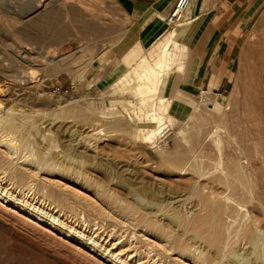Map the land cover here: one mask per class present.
<instances>
[{"label": "rangeland", "instance_id": "1", "mask_svg": "<svg viewBox=\"0 0 264 264\" xmlns=\"http://www.w3.org/2000/svg\"><path fill=\"white\" fill-rule=\"evenodd\" d=\"M95 1L85 6L98 5ZM28 7L24 1L0 0V158L29 175L24 187L0 171V183L32 200L33 207L54 208L114 255L78 242L57 219L49 224L18 217L5 200H0V219L7 226L0 227L58 250L64 264H117L116 257L128 264H264V136L258 116H246L244 109L228 114L227 106L206 99L190 116H180L176 101L161 92L141 105L131 87L132 71L106 103L76 93L99 53L116 40H90L103 29L30 28L28 19L19 17ZM72 35L86 40H65ZM48 55L55 56L54 64L46 61ZM57 88L70 94H53ZM165 106L161 131L151 135L147 121ZM216 127L222 134L219 147ZM184 153L178 168L175 161ZM213 208L222 209L220 246L204 236ZM5 237L0 229V264H51L13 257L17 247Z\"/></svg>", "mask_w": 264, "mask_h": 264}, {"label": "crops", "instance_id": "2", "mask_svg": "<svg viewBox=\"0 0 264 264\" xmlns=\"http://www.w3.org/2000/svg\"><path fill=\"white\" fill-rule=\"evenodd\" d=\"M23 1L29 7L19 17L30 28L103 29L90 40H116L99 53L76 93L106 103L134 68L159 56L162 41L172 35L184 62L163 78L160 92L176 101L175 113L190 116L204 99L217 101L228 114L244 109L246 116L257 115L264 136V0H189L173 27L167 20L178 0H92L99 3L89 7L90 0Z\"/></svg>", "mask_w": 264, "mask_h": 264}, {"label": "bare ground", "instance_id": "3", "mask_svg": "<svg viewBox=\"0 0 264 264\" xmlns=\"http://www.w3.org/2000/svg\"><path fill=\"white\" fill-rule=\"evenodd\" d=\"M70 2V1H69ZM99 3V2H97ZM91 4V3H90ZM38 5V4H37ZM98 10V9H96ZM84 14V13H83ZM67 16V14H66ZM95 17V16H94ZM167 39V38H166ZM178 41V40H177ZM179 42V41H178ZM171 45H173V48H171ZM140 47V46H139ZM141 48V47H140ZM137 53V52H135ZM98 54V53H97ZM131 54V53H130ZM183 50L180 49V47H178L176 45V43L174 42V40H172V35H169L168 40L162 45L161 47V51L159 56L156 57V59L152 62V63H147V62H142L137 68H134L132 70V74L134 76V83L133 86L134 87V93L135 95H138L141 101V105H147L149 103L150 100H152L153 102L156 99V96L158 95V93L160 92L161 89V85L163 83V78L165 77L166 74H168L169 70L171 69L172 64L175 61H179L178 59H181V57L183 58ZM136 55V54H135ZM49 56V55H48ZM47 56L46 61L49 62L50 64H54V57L55 56ZM32 60V59H31ZM30 60V61H31ZM129 62V61H128ZM127 62V63H128ZM183 62V61H182ZM33 63V62H32ZM46 63V62H44ZM125 63V62H123ZM126 63V65H127ZM180 63V61H179ZM179 65V64H178ZM177 65V66H178ZM47 66V65H46ZM181 67V65L179 66ZM182 68V67H181ZM129 78V77H128ZM129 81V80H128ZM131 81V80H130ZM131 83V82H130ZM161 103L163 102L162 99ZM158 109V108H157ZM160 109V108H159ZM216 109L215 104H209L208 105V110H210L211 112H213ZM150 110V109H149ZM167 112V108L165 106V108H162V113L160 111V113H156L154 112L151 116V118L149 119L148 125L152 124V131L150 132L151 135H155L157 136V132L161 131V125H163L164 120H166L165 117V113ZM13 113V112H12ZM201 121V120H200ZM153 124L157 125L153 128ZM145 126L146 127H148ZM151 126V125H150ZM220 127H216V129L213 131V134H216V137L218 138L219 141H217L218 143V147L219 144H221V138H222V134L220 133ZM22 132V131H20ZM150 135V136H151ZM155 137V136H154ZM152 138V137H151ZM26 139V138H25ZM24 140V139H23ZM89 140V139H88ZM91 141V140H90ZM19 142V141H18ZM9 145V144H8ZM13 145V142L12 144ZM11 147V146H9ZM91 147V146H90ZM97 147V146H96ZM96 149V148H95ZM94 149V150H95ZM17 152V151H16ZM187 157V154L185 155V153L179 157L178 159H176L175 161V165L179 168L182 166V164L184 163L185 159ZM246 161V160H244ZM246 164V163H245ZM16 166V165H15ZM15 166L8 162L5 163V161H3L0 158V171L2 172L1 174L6 175L8 181L11 183L12 181L15 182V184L20 185V184H27L29 175L25 174L24 172H22V170H18L15 168ZM28 166V165H27ZM185 166V165H184ZM236 167V166H235ZM249 167V166H248ZM182 169V168H181ZM2 176V175H1ZM6 179V180H7ZM38 179V178H37ZM1 180V178H0ZM30 181V180H29ZM45 181V180H44ZM1 182V181H0ZM31 182V181H30ZM35 182V181H34ZM33 182V183H34ZM6 183V182H5ZM40 185V184H39ZM16 186V185H15ZM24 186V185H23ZM26 186V185H25ZM24 186V187H25ZM30 186V185H27ZM9 187V186H8ZM38 187V186H37ZM12 188V187H11ZM16 188V187H15ZM35 188V187H34ZM41 188V187H40ZM35 190V189H34ZM43 191V190H42ZM50 191V190H46ZM18 192V190H17ZM45 194H48L46 193ZM52 192V191H50ZM54 192V191H53ZM55 193V192H54ZM25 195V194H24ZM55 195V194H54ZM57 195V194H56ZM41 196V195H39ZM49 198V194L47 195ZM44 197V198H47ZM52 196V195H51ZM50 196V199H52V197ZM59 196V194H58ZM56 197V199L58 198L59 200L60 197ZM62 196V195H61ZM35 197V196H34ZM43 196H41L42 198ZM10 198L12 200H10ZM42 198V199H44ZM55 199V198H54ZM66 200V198H64ZM0 200L1 201H6L7 203H11L12 207L10 209V207H7L9 209V211H11L12 213L16 214L18 217L25 219V220H31L32 218L35 219L37 222H47L49 224H52L50 222L51 220L57 219L58 222L60 223V225H62V227H66L68 230L72 231V233L70 232V236L74 237L75 239H77L78 242H82V243H87L88 245H94L97 246V249H100V252L103 253V256H110L112 257L114 254H107L109 252V250L103 246V245H99V242L92 238V236H90V234H85L84 231H80L77 227L73 226L72 224H68L66 223L64 220H62V218H60V216H58V213L54 211V208L51 209L49 206L45 207L44 204L43 206H37V207H33V202L32 200L25 198V197H21L19 194H17L13 189H8L5 188L4 185H2L0 183ZM53 200V199H52ZM42 201V200H41ZM40 202V201H39ZM48 202V199H47ZM52 202V201H51ZM206 203V201H204ZM59 203V201H58ZM64 204V202H62ZM1 204V203H0ZM53 204V203H52ZM71 204V203H70ZM66 205V204H65ZM205 206V205H204ZM208 206V205H207ZM52 207V206H51ZM60 208V206H58ZM5 208V207H4ZM14 208H18L21 209V211L16 212L15 210H12ZM56 208V206H55ZM61 209V208H60ZM214 210L211 211V213L209 212L211 219L210 222L208 223L207 220L205 221V224L207 225V223L209 224L208 230L207 232L204 234L206 240L214 246H220L221 242H222V224H221V216H222V209L220 208H213ZM207 210V208H206ZM61 211V210H60ZM62 212V211H61ZM60 212V213H61ZM21 213H23V215H20ZM81 213V212H80ZM79 213V214H80ZM208 213V211H207ZM9 214V213H8ZM2 215L3 218V213L0 211V216ZM65 216V215H64ZM67 216V215H66ZM65 216V217H66ZM207 216V214H206ZM205 216V217H206ZM208 217V216H207ZM206 217V219H207ZM208 217V218H209ZM75 218V217H74ZM81 218V217H80ZM64 219V218H63ZM197 220V226L195 223V226L198 228V224L201 223V221L199 222L198 220L200 219H196ZM32 221V220H31ZM84 221V220H83ZM34 222V221H33ZM35 222V223H37ZM100 222V221H99ZM207 222V223H206ZM24 223V222H23ZM0 224L6 225V222H4L2 219H0ZM28 224V223H27ZM34 224V223H33ZM41 224V223H40ZM37 225V224H35ZM75 225V224H74ZM86 225V224H85ZM201 225V224H200ZM202 225H204V223H202ZM43 226V225H42ZM94 226V225H93ZM194 226V225H193ZM40 227V226H38ZM43 232H48V230H46L45 228L40 227ZM193 228V227H192ZM202 228V226L200 227ZM203 228H205V226H203ZM0 229L2 230L3 233H5L6 235V239L8 242L13 243L17 248H15L16 250L14 252H11L13 254V257H23L25 258L24 260H31V258H36L39 262H48L51 264H64L62 262V260H59L58 256L59 253L57 252L58 250L54 251L53 249L47 248L43 245H41L40 243L31 240L30 238L26 237V235H23L22 233L19 232H10L9 230H4L0 227ZM65 229V228H64ZM86 230V229H85ZM199 230V229H197ZM24 231V230H23ZM29 232V231H28ZM50 232V231H49ZM200 233H202L200 231ZM28 234V233H27ZM34 234V233H32ZM53 234V233H52ZM93 234V233H92ZM91 234V235H92ZM203 235V234H202ZM55 236V235H54ZM58 238V237H57ZM61 239V238H60ZM39 240V239H38ZM37 240V241H38ZM67 241V240H66ZM65 241V243H66ZM76 241V242H77ZM46 242V241H45ZM69 243V242H67ZM71 243H69L68 245H70ZM101 244V243H100ZM3 245V244H2ZM72 245V244H71ZM74 245V244H73ZM72 245V246H73ZM57 246V245H56ZM70 247V246H69ZM74 248L76 246H73ZM114 248V246H112ZM13 249V248H12ZM60 249H63L62 246H60L59 248V252ZM76 249V248H75ZM78 249V248H77ZM80 251V249H78ZM95 251V250H94ZM98 251V250H97ZM65 252V251H64ZM81 252V251H80ZM83 254L84 251L82 250ZM10 253V252H9ZM62 253V252H60ZM87 253V252H86ZM69 254V253H68ZM72 255V254H71ZM86 255V254H85ZM98 259V258H97ZM10 260V259H9ZM117 264H128L124 261H122L121 258L116 257L115 260ZM29 262V261H28ZM96 262V261H95ZM100 262V261H99ZM98 262V263H99ZM4 263V262H3ZM16 264V263H15ZM34 264V263H33ZM102 264V262H101ZM104 264V263H103Z\"/></svg>", "mask_w": 264, "mask_h": 264}, {"label": "built area", "instance_id": "4", "mask_svg": "<svg viewBox=\"0 0 264 264\" xmlns=\"http://www.w3.org/2000/svg\"><path fill=\"white\" fill-rule=\"evenodd\" d=\"M189 4V0H178L172 14L169 16L167 22L169 26H175L179 22L182 14L186 10L187 6ZM53 94H57L60 96H68L70 94L69 90H64L62 88H57L56 91L53 92ZM221 96V94H218Z\"/></svg>", "mask_w": 264, "mask_h": 264}]
</instances>
